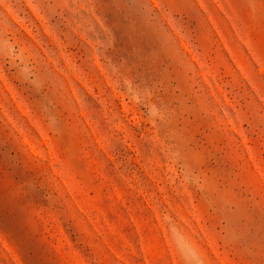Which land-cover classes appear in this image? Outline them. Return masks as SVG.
I'll return each mask as SVG.
<instances>
[{"label":"rangeland","instance_id":"374dc122","mask_svg":"<svg viewBox=\"0 0 264 264\" xmlns=\"http://www.w3.org/2000/svg\"><path fill=\"white\" fill-rule=\"evenodd\" d=\"M0 264H264V0H0Z\"/></svg>","mask_w":264,"mask_h":264}]
</instances>
